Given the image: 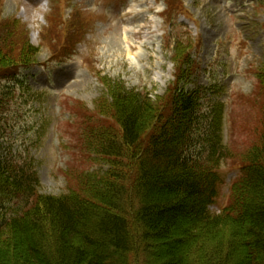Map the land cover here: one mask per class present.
<instances>
[{
    "label": "trees",
    "instance_id": "obj_1",
    "mask_svg": "<svg viewBox=\"0 0 264 264\" xmlns=\"http://www.w3.org/2000/svg\"><path fill=\"white\" fill-rule=\"evenodd\" d=\"M6 37L0 50L15 42L23 51H0V69L11 73L35 63L28 41H18L13 30ZM184 54L188 69H180L175 83L192 78L196 68ZM260 70L261 79L264 63ZM13 84L0 87V264H135L136 258L148 264L150 241L183 220L184 237L173 240L165 264H264V118L260 142L236 163L231 200L210 213L225 153L216 135L220 120L214 110L202 112L199 101L209 88L194 79L192 89L172 87L151 99L116 82L97 104L105 126L84 145L104 158L103 167L55 197L40 191L29 156L2 151L12 128L6 113ZM168 175L170 184L161 186ZM187 203L197 205L191 214H185Z\"/></svg>",
    "mask_w": 264,
    "mask_h": 264
},
{
    "label": "rangeland",
    "instance_id": "obj_2",
    "mask_svg": "<svg viewBox=\"0 0 264 264\" xmlns=\"http://www.w3.org/2000/svg\"><path fill=\"white\" fill-rule=\"evenodd\" d=\"M57 1L0 0V37L15 31L18 41H28L36 49L32 60L38 64L21 74L28 87L15 83L6 113L12 130L5 135L2 151L29 156L40 191L60 196L79 188L105 163L84 145L105 126L97 104L108 86L122 83L154 99L172 87L192 89L196 79L200 87L209 88L206 97L200 94L202 112L214 110L221 123L216 135L225 156L217 171L228 183L238 171L236 163L244 162L262 136L264 78L257 70L264 63V3L259 7L255 0H166L165 4L67 0L63 10ZM73 18L76 29L69 24ZM15 44L0 51L20 54L23 50ZM184 53L196 68L192 78L186 75L175 83L180 69L187 68ZM19 67L11 73L0 69L8 76L0 78V87L14 81ZM111 128L116 129V123ZM162 184H170L169 175ZM230 195L224 185L213 201L220 206L231 200ZM214 204L210 212L216 211ZM184 207L185 214H191L197 205ZM186 228L183 220L165 237L151 240L148 264L169 261V247L184 237ZM137 263L143 264L144 258H136Z\"/></svg>",
    "mask_w": 264,
    "mask_h": 264
}]
</instances>
